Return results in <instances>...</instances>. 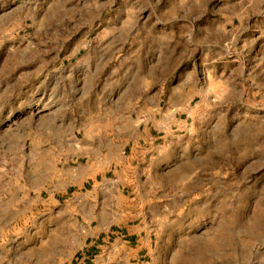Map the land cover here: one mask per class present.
Masks as SVG:
<instances>
[{
	"label": "rangeland",
	"instance_id": "rangeland-1",
	"mask_svg": "<svg viewBox=\"0 0 264 264\" xmlns=\"http://www.w3.org/2000/svg\"><path fill=\"white\" fill-rule=\"evenodd\" d=\"M0 264H264V0H0Z\"/></svg>",
	"mask_w": 264,
	"mask_h": 264
},
{
	"label": "crops",
	"instance_id": "crops-1",
	"mask_svg": "<svg viewBox=\"0 0 264 264\" xmlns=\"http://www.w3.org/2000/svg\"><path fill=\"white\" fill-rule=\"evenodd\" d=\"M150 138L148 131H144L141 135L137 137L135 141L132 142L131 151L128 153V146L123 149V162L125 166H130L128 163L133 161L134 157L138 156V153H145V147ZM96 144V143H95ZM130 145V142L129 144ZM79 158V157H78ZM103 159L96 157V164H85L77 163L76 165L71 164L70 166H65L60 170V174L64 176L58 185H55L52 190L49 191L48 199L51 203L58 207V209H64V205H78L82 206L85 203V199L88 198L89 192L94 190L95 186L100 185L102 182L108 184V177L102 175ZM109 161V157L105 158V162ZM129 229V228H128ZM124 233L125 230L118 231L123 237H128L127 242L132 243L135 238V232L129 231ZM136 240L140 241V238ZM138 252L144 251V243L138 244Z\"/></svg>",
	"mask_w": 264,
	"mask_h": 264
}]
</instances>
